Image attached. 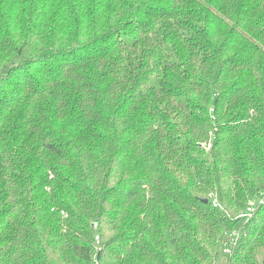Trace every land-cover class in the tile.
Here are the masks:
<instances>
[{"label":"trees","instance_id":"obj_1","mask_svg":"<svg viewBox=\"0 0 264 264\" xmlns=\"http://www.w3.org/2000/svg\"><path fill=\"white\" fill-rule=\"evenodd\" d=\"M261 195L264 0H0V264H262Z\"/></svg>","mask_w":264,"mask_h":264},{"label":"built area","instance_id":"obj_2","mask_svg":"<svg viewBox=\"0 0 264 264\" xmlns=\"http://www.w3.org/2000/svg\"><path fill=\"white\" fill-rule=\"evenodd\" d=\"M260 197H262L259 201H263L264 200V195H261ZM254 206V202L250 203L249 206L246 208V213L249 214L251 213V210ZM237 237V232L232 231V232H228L225 236V248L223 249V253H227L229 251V246H231L232 243H234L235 238Z\"/></svg>","mask_w":264,"mask_h":264},{"label":"water","instance_id":"obj_3","mask_svg":"<svg viewBox=\"0 0 264 264\" xmlns=\"http://www.w3.org/2000/svg\"><path fill=\"white\" fill-rule=\"evenodd\" d=\"M262 264H264V257H263V262H262Z\"/></svg>","mask_w":264,"mask_h":264},{"label":"rangeland","instance_id":"obj_4","mask_svg":"<svg viewBox=\"0 0 264 264\" xmlns=\"http://www.w3.org/2000/svg\"><path fill=\"white\" fill-rule=\"evenodd\" d=\"M262 197H259L258 200H260Z\"/></svg>","mask_w":264,"mask_h":264}]
</instances>
